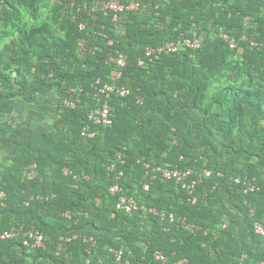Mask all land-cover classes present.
Returning <instances> with one entry per match:
<instances>
[{
  "label": "trees",
  "instance_id": "16d2710c",
  "mask_svg": "<svg viewBox=\"0 0 264 264\" xmlns=\"http://www.w3.org/2000/svg\"><path fill=\"white\" fill-rule=\"evenodd\" d=\"M102 1L0 0V233L25 225L46 236L36 248L0 241V264H117L110 247L128 264H264V0H123L147 6L116 20L91 12ZM194 35L199 49L139 65L147 45ZM120 53L117 78L109 59ZM98 77L130 89L109 99L108 126L88 118L105 98ZM85 126L96 135L83 137ZM119 151L126 194L185 223L117 208L109 166ZM145 163L211 174L193 203ZM245 178L258 187L245 192Z\"/></svg>",
  "mask_w": 264,
  "mask_h": 264
},
{
  "label": "built area",
  "instance_id": "2783aa9c",
  "mask_svg": "<svg viewBox=\"0 0 264 264\" xmlns=\"http://www.w3.org/2000/svg\"><path fill=\"white\" fill-rule=\"evenodd\" d=\"M145 3H141L140 1H123V0H104L102 3L95 5L91 8V12L102 11L104 14H108V12H114V20L118 18L119 13H125L128 11H138L143 8H146ZM80 27L83 29L85 28L84 24H80ZM219 35L228 41L231 47L237 46V40L234 35H232L230 30H227L223 27L218 29ZM105 36V35H104ZM113 40H109V44H112ZM203 44V39L199 35L194 36H182L177 39L166 41L160 45H147L144 49V52L138 58L139 65H145L149 62H154L160 59L166 53L178 52L183 49H192L197 50ZM251 44L254 46L261 45L258 41H251ZM109 61H115L117 66L119 67V72L117 74V78H121L123 74V68L126 66V56L124 53H120L116 56H111ZM94 87L98 89L99 93L104 94V101L102 102L101 106L97 109L92 110L89 113V120L96 125H111L113 123V111L114 107L110 103V98L112 95L116 94L122 97L127 96L130 93V89L126 86H119L117 83H108L102 84V80L100 77L96 78L94 83ZM83 89L80 88L79 91ZM138 102H142L140 98H138ZM66 105L68 106H75L76 102L71 99L65 100ZM81 134L83 137L92 138L96 135V131L90 130L89 126H85L81 130ZM116 160L109 166V170L113 172H117L116 174V182L113 183L109 191L113 195H118L117 201V208L120 210H124L127 213H131L134 211H138L140 209L146 210L145 206H141L138 201L128 194H126L123 186L119 182L124 174L123 169H118V166L123 165L126 163V154L123 151H119L116 154ZM146 168L151 169V165L149 163H145ZM154 171V178L159 177L163 181L168 180H176L178 183L181 184L182 188L186 190L188 195L190 196V200L193 203L197 202V196L195 195V190L197 185L202 181L203 175L209 176L211 171L205 169L203 174H198L193 169L181 170L179 168H169V167H154L152 168ZM37 174V165L34 164L30 169H26L24 171V176L28 179H33ZM193 174H197L195 177H191ZM255 178L252 180L245 178L243 184L246 185L245 192L254 191L258 186L254 183ZM238 183L242 182L240 178H236ZM145 189H149V184H144ZM3 196V192L1 193ZM148 211L160 215L163 218H167L168 220L175 221L179 220L185 223V219L178 217L170 212L159 211L156 208H149ZM69 215V212L67 213ZM255 230L259 234H264V225L260 222L255 223ZM14 238H21L23 244L30 248L36 247H44L46 242V236L42 231L35 227L26 228L25 225L15 226L9 230H5L0 233V241L4 239H14ZM88 240V239H87ZM93 240V238H90ZM110 251L115 256V261L117 264H128V260H124V250L117 249L115 247H110ZM154 256L157 260L166 261L168 257L164 254L161 250H156ZM90 258L87 259L86 264H90ZM177 264H189V260L187 258L180 259Z\"/></svg>",
  "mask_w": 264,
  "mask_h": 264
},
{
  "label": "rangeland",
  "instance_id": "374dc122",
  "mask_svg": "<svg viewBox=\"0 0 264 264\" xmlns=\"http://www.w3.org/2000/svg\"><path fill=\"white\" fill-rule=\"evenodd\" d=\"M57 0H51V3H55Z\"/></svg>",
  "mask_w": 264,
  "mask_h": 264
}]
</instances>
